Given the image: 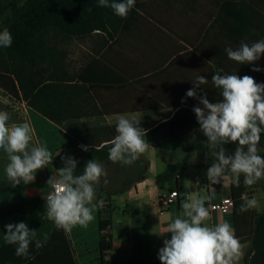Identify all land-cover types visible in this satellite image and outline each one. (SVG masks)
<instances>
[{
	"label": "trees",
	"instance_id": "trees-1",
	"mask_svg": "<svg viewBox=\"0 0 264 264\" xmlns=\"http://www.w3.org/2000/svg\"><path fill=\"white\" fill-rule=\"evenodd\" d=\"M209 1L214 8L211 22L199 27L192 35L175 33L182 44L146 47L145 58H159L148 69L139 72L132 67L128 72L115 63L112 68L101 55L90 61L76 77L68 73L60 55L51 51V34L65 39H83L95 31L108 37L111 32L114 36L119 30L122 34L130 23L143 20L140 12L145 9L139 0L126 18L117 16L110 7L99 6L98 0H10L6 4L0 3V31L8 28L13 38L10 47H0V88L11 97L25 101L32 110L59 126L91 116L119 114L113 110V93L120 91H128L133 97L132 111L175 109L174 114L164 121L140 122L146 130L145 139L154 147H159L161 140L200 131L193 111L194 107L203 106L199 98L206 94L213 103L222 99L221 90L212 83L213 74L249 75L257 83H264V55L254 64L241 65L230 60L225 51L227 47L237 49L242 41L251 45L264 39V0ZM254 67L261 71H253ZM200 75L205 76L208 83L195 89L196 98L187 97V91L195 87L193 82ZM115 126L76 128L61 131V134L79 152H84L81 145L87 146L89 159L110 161V141L117 134ZM204 140L206 166L209 168L214 157L205 136ZM258 147L264 149V133ZM225 148L230 153V145ZM85 164L78 166L76 175L81 173ZM243 181L241 175L239 186L231 183L236 235L240 242L250 241L251 244L244 264H264V212L255 213L251 209L240 212V206L245 202L242 196L248 187ZM102 192L98 189L96 196ZM121 192L106 191L105 198L97 197V202L104 201L103 207L97 209L99 246L103 256L112 249V205L109 199ZM45 204V199L22 198L18 203L0 209V224L14 214L45 212ZM240 222L248 228L245 235H240ZM56 231L63 233V229L57 227ZM62 237L65 248L69 249L64 233ZM51 239L52 236L49 241ZM68 255L71 257L70 252ZM22 264H40V256Z\"/></svg>",
	"mask_w": 264,
	"mask_h": 264
},
{
	"label": "crops",
	"instance_id": "crops-1",
	"mask_svg": "<svg viewBox=\"0 0 264 264\" xmlns=\"http://www.w3.org/2000/svg\"><path fill=\"white\" fill-rule=\"evenodd\" d=\"M139 2L145 9L140 12L143 20L130 23L126 32L120 34L119 30L114 36L111 32V36L108 37L104 33L95 31L88 36L96 39L94 58L103 55L112 68L115 63L124 71L131 72L132 67H135L142 72L159 60L157 56L145 58L146 47L156 44L164 48L170 45L168 43L182 44L181 38L176 34L180 35L185 32L190 35L194 34L199 27L211 22V16L214 13L213 5L209 0H139ZM61 59L68 73L74 76L65 63L66 55H63ZM131 101L133 97L128 91L114 92L113 110L119 114L100 117V119L117 118L118 120L121 115L132 117L136 114L161 111L174 113L176 111L175 109L156 110L155 112L132 111ZM0 111L10 114V125L29 123L33 129L32 143L46 145L53 154L52 162L46 168L37 171L33 182L22 181L21 184L12 187L4 171L8 163L7 156L3 150H0V209L16 204L22 198L45 199L51 190L47 185V180L51 175H56V169L63 166L62 157L73 153V146L61 134L63 131L61 126L42 117L25 101L11 97L1 88ZM149 145V149L136 160L143 166L141 173L138 174L139 170L136 173L133 172L136 161L131 165L120 163L113 170L118 178L126 180V183L122 187L113 188V191L121 190L122 192L109 199L112 205V249L104 256L99 246L97 210H95V229L89 224L87 226L74 225L67 231L63 230L69 249L65 248L63 233L55 232L54 222L42 219L45 212L37 215L14 214L0 224V249L5 246L0 250V264H22L28 259L34 261L39 256L40 264H160L159 249L164 246L165 239L171 238V233H165L167 225L175 217L182 216V203L191 195L210 196L211 200L208 202L210 205L218 203L230 197L232 179L231 174L226 173V178L219 185L205 186L202 184V179L207 177L208 167L206 166L205 140L201 131H195L176 139L161 140L159 147ZM229 145V154H234L237 145ZM258 154L264 157V149L259 148ZM173 191L178 192L177 200L167 209L161 210L160 200ZM105 192H102L105 195L104 198L106 197ZM253 197L257 199L258 205L251 210L255 213L264 212V179L248 186L242 196L244 201ZM209 212L210 215L204 222L205 224L214 226L217 223L229 222L237 237L233 210L225 214L210 209ZM19 222H25L30 230H36V239L42 242L40 248L35 247V242L30 245L27 258L16 256V245H9L4 241L5 226ZM239 229L240 235H245L248 231L243 222H240ZM50 236H52L51 241H49ZM241 244V257L238 264H244L245 254L251 245L250 241H244Z\"/></svg>",
	"mask_w": 264,
	"mask_h": 264
},
{
	"label": "clouds",
	"instance_id": "clouds-1",
	"mask_svg": "<svg viewBox=\"0 0 264 264\" xmlns=\"http://www.w3.org/2000/svg\"><path fill=\"white\" fill-rule=\"evenodd\" d=\"M136 0H98L101 7H110L114 13L126 18ZM13 43L8 28L0 31V47H10ZM230 60L239 64H254L264 55V39L251 45L241 42L233 50L225 48ZM253 71H261L254 67ZM215 88L221 90L222 99L210 102L206 94L199 98L203 107L196 106L200 131L207 138V146L214 162L207 170L210 185L218 184L231 174L232 183L252 186L264 179V157L259 155V142L264 133V83H257L249 75L213 74ZM208 83V79L197 76L187 97L196 98V88ZM183 102V101H182ZM10 114L0 111V150L6 153L8 163L5 175L12 187L24 182H33L38 170L44 169L53 160L52 152L46 145L33 144V129L29 123L9 124ZM116 135L110 141L108 159L113 163L133 164L149 149L145 139L146 130L140 126L135 116L121 115L115 126ZM236 144L234 154H229L225 145ZM88 151L87 146H80ZM59 155V154H58ZM63 166L56 169V175L47 180L50 191L45 196V214L42 219L54 222L58 229L69 230L74 225L87 226L95 217L94 211L103 207L104 201L96 202V186L102 177L107 176L104 166L96 160H89L82 174L76 175L78 161L71 156L62 157ZM107 183V180H105ZM211 197L189 196L181 205L182 216L175 217L165 233L170 239L163 241L159 249L160 264H238L242 244L235 236L229 222L208 226L204 222L210 215ZM258 205L255 197L240 206L246 212ZM4 241L16 245L15 254L27 258L30 245L42 247L36 239V230H30L25 222L5 226Z\"/></svg>",
	"mask_w": 264,
	"mask_h": 264
},
{
	"label": "rangeland",
	"instance_id": "rangeland-1",
	"mask_svg": "<svg viewBox=\"0 0 264 264\" xmlns=\"http://www.w3.org/2000/svg\"><path fill=\"white\" fill-rule=\"evenodd\" d=\"M10 0H0L1 4H6ZM96 39L94 37H86L82 40H75L71 41L69 39H65L61 36L55 35L54 33L51 34L49 38V45L51 48V51L54 52V54L60 55V58L63 57V55H66V62L68 69L72 75L76 76L79 71L85 66L86 63H89L94 59L95 56V49H96ZM63 61V60H62ZM203 107V106H201ZM174 113L171 111H161L156 113H145V114H136L134 115L136 120L138 121H164L171 117ZM117 118L112 119H100V117H94L91 116L88 119H84L83 121H70L65 123L61 126V129L63 131H69L76 128H87V127H104L107 124H116ZM67 156H71L74 159L78 161L77 168L80 164L85 163L89 160V152H79L74 149L72 154H69ZM96 160V159H93ZM99 163H101L106 172L107 176L102 177L100 180V183L96 186V191L98 189H101L102 191H113V188L122 187L125 185L126 180H122V178H118L117 174L114 173V169L120 164L119 162L113 163L112 161H99L96 160ZM63 163V162H62ZM122 164V163H121ZM143 169V166H141L138 161H136L135 167H133V172L136 173V171L139 170L138 174L141 173ZM84 170V169H83ZM83 170L80 174L83 173ZM132 177V175H131ZM105 180H107V183H105ZM104 194H100L97 197L104 198ZM94 217H96V212L93 213ZM92 225V227L95 229V218L89 222L87 225Z\"/></svg>",
	"mask_w": 264,
	"mask_h": 264
},
{
	"label": "built area",
	"instance_id": "built-area-1",
	"mask_svg": "<svg viewBox=\"0 0 264 264\" xmlns=\"http://www.w3.org/2000/svg\"><path fill=\"white\" fill-rule=\"evenodd\" d=\"M177 195H178V192L173 191L168 196L161 199L159 202L161 210L167 209L170 204L174 203L177 200ZM209 209L217 213L225 214V213L230 212L233 209V201L230 197H226L218 203L211 204V207Z\"/></svg>",
	"mask_w": 264,
	"mask_h": 264
},
{
	"label": "water",
	"instance_id": "water-1",
	"mask_svg": "<svg viewBox=\"0 0 264 264\" xmlns=\"http://www.w3.org/2000/svg\"><path fill=\"white\" fill-rule=\"evenodd\" d=\"M202 184L205 185V186L210 185V182H209V180L207 179V177H205V178L202 179ZM216 185H219V183H218V184H214V185H212V186H216Z\"/></svg>",
	"mask_w": 264,
	"mask_h": 264
}]
</instances>
